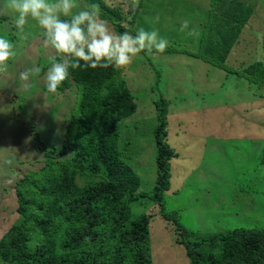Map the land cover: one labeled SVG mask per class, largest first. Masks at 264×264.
<instances>
[{
	"label": "rangeland",
	"instance_id": "obj_1",
	"mask_svg": "<svg viewBox=\"0 0 264 264\" xmlns=\"http://www.w3.org/2000/svg\"><path fill=\"white\" fill-rule=\"evenodd\" d=\"M242 1L250 7L253 0ZM79 2L86 6L98 0ZM255 2L242 30L245 40L233 45L222 67L196 54L207 0H133L121 5L127 6L126 30H156L169 46L163 53H141L130 65L115 68L136 103V111L119 129V146L123 156H133L134 167L146 171L142 184L149 188L155 167L153 130L158 123L153 100L160 95L169 100L165 141L178 152L170 161L176 176L170 190L179 182L180 188L175 194L165 192L164 208L196 233L264 228V84L257 87L243 69L253 56L264 62V0ZM38 32L34 25L18 31L0 4V33L18 50L15 62L0 72V234L15 218L16 180L36 170L49 148L62 144L77 113L79 92L69 77L63 92H47L44 74L48 58L56 53ZM37 63L42 72L26 91L18 73ZM206 149L213 154H204ZM210 162L214 164L207 166ZM149 209L158 208L154 204ZM149 230L152 264H188L173 223L155 214Z\"/></svg>",
	"mask_w": 264,
	"mask_h": 264
},
{
	"label": "trees",
	"instance_id": "obj_2",
	"mask_svg": "<svg viewBox=\"0 0 264 264\" xmlns=\"http://www.w3.org/2000/svg\"><path fill=\"white\" fill-rule=\"evenodd\" d=\"M132 1L97 3L103 18L122 32L130 21H124L127 6L121 5ZM255 1L247 7L242 0H207L196 54L224 66L233 45L245 40L242 30ZM252 59L243 69L259 87L264 84V62ZM69 78L79 92L77 113L62 144L49 148L36 170L16 180L15 218L1 228L0 264H152L149 224L159 213L174 224L188 264H264V228L196 233L165 210V192L175 194L180 188L179 182L170 190L176 179L170 161L178 152L165 141L168 99L160 95L153 100L158 119L153 130L154 180L144 188L146 171L134 167L133 156H123L119 146L121 124L136 111L126 81L113 66L70 69ZM69 83L62 82L59 91ZM261 156L264 160V150ZM154 204L158 209H149Z\"/></svg>",
	"mask_w": 264,
	"mask_h": 264
},
{
	"label": "clouds",
	"instance_id": "obj_3",
	"mask_svg": "<svg viewBox=\"0 0 264 264\" xmlns=\"http://www.w3.org/2000/svg\"><path fill=\"white\" fill-rule=\"evenodd\" d=\"M0 4L18 31H27L34 25L44 43L55 50L56 55L48 58L50 66L44 74L48 93L58 91L70 69L123 68L134 58H140L141 53H163L169 46V40L156 30L115 31L94 2L81 6L79 0H0ZM183 27H187V22ZM17 56L16 44L0 33V72L7 71ZM41 72L37 63L18 73L26 91L35 86Z\"/></svg>",
	"mask_w": 264,
	"mask_h": 264
},
{
	"label": "crops",
	"instance_id": "obj_4",
	"mask_svg": "<svg viewBox=\"0 0 264 264\" xmlns=\"http://www.w3.org/2000/svg\"><path fill=\"white\" fill-rule=\"evenodd\" d=\"M252 6H253V4H252ZM254 6H255V5H254ZM243 140L245 141V139H243ZM262 147H263V145H262ZM262 147H261V148H262ZM247 149H248V147H246L244 150L247 151ZM250 152H251V151H250ZM204 154H207L208 156H210V154H213V152L208 153V152H207V149H206V150L204 151ZM239 157H240V156H239ZM212 160H213V159H212ZM212 160H211V161H212ZM211 163L214 164L213 162H210L209 164H207V166H210ZM213 167H215V165H213ZM213 167H212V168L209 167V171H210V172H212V170L214 169ZM211 169H212V170H211ZM214 171H215V170H214ZM212 174H213V172H212Z\"/></svg>",
	"mask_w": 264,
	"mask_h": 264
}]
</instances>
